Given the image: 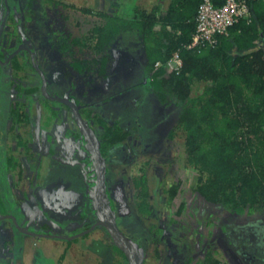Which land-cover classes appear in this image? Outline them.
Returning <instances> with one entry per match:
<instances>
[{
    "label": "trees",
    "instance_id": "obj_1",
    "mask_svg": "<svg viewBox=\"0 0 264 264\" xmlns=\"http://www.w3.org/2000/svg\"><path fill=\"white\" fill-rule=\"evenodd\" d=\"M3 1L0 0V5H3L6 10L7 5ZM45 1L55 9L62 5L99 19L87 36L71 40L69 37H64L59 50L69 51L73 56L86 50L100 52L102 56L100 76L104 80L108 81L112 76L113 70L110 68L115 66L113 51L123 53L121 50L125 49L131 52L133 46L139 43L138 47L145 56L141 80L127 84L131 86L123 89H111L112 93H104L99 100L101 103H106L116 98L115 96L111 98L112 94L129 93L130 96L124 107L127 111H132V119H118L120 116L116 115L114 124H110L99 115L93 116V126L101 141V152L107 165V179L109 180L110 175V166L107 164L110 158L109 150L120 146L131 132L132 134L137 132L136 137H140L139 131L144 128L143 125H139L141 124L140 108L144 100L151 101L153 97L161 102L175 100L181 112L177 126L168 132L167 138L170 140L182 138V148L186 157L185 165L198 173L196 191L208 204L217 206L223 213L230 214L231 220L225 222L221 228L222 240L226 241L228 249L233 257L238 259L239 264H264V0H249L250 21L245 18L240 19L229 29L228 35H218L214 45L205 42L190 49L188 45L192 43L196 34V18L202 0H108L111 3L110 8L103 5L98 7L99 0H91L92 2L84 0L83 3L89 5L85 8H79L74 4H63L62 0ZM211 1L216 7H221L225 3V0ZM8 2L12 3L15 0H8ZM134 29L138 31L134 35L136 36L135 44L131 42L132 38L129 40L132 36L129 33ZM70 33L67 32L68 35ZM25 36L27 34L20 31L17 38L18 44H22ZM114 40L118 42L115 46L112 44ZM18 47L10 48L5 52L11 56ZM108 48L110 52H105ZM118 49L120 50L117 51ZM134 50L137 53V50ZM33 51L39 53L37 45H33ZM177 52L180 53L182 67L178 72L168 73L165 66ZM23 54L28 53L21 50L9 62L3 63L7 61V58L0 47V164H7V169L1 165L0 178L11 172L22 175L20 160L10 153L6 145L10 146L13 141L17 142V147H28V141L23 140V136L19 133L20 129L29 123L28 115L24 110L25 103L12 100L10 94L13 85H17L14 79L19 71L30 67L37 73L31 59L28 60ZM61 58L62 56L59 59ZM38 62L40 68L47 73L46 76H49L51 70L49 63L47 62L46 65L40 58ZM92 63L93 60L88 59L73 60L67 75L77 76L85 72L89 73ZM158 63L162 64L159 68H157ZM9 68L14 71L11 78L7 73ZM151 74L152 81L147 84L144 78ZM111 81L109 79V82ZM71 83L70 87L76 91L78 84L75 80ZM40 84L37 82L25 88L18 85V96L23 95L27 99H34L42 94ZM93 85L94 80L89 82L87 88H92ZM59 89L60 87L55 91ZM72 97L83 105L81 113L83 115L86 113V117L90 118L94 110L90 108L89 103H85V95L73 94ZM42 99L49 103H59L45 96H42ZM155 112L159 124L167 123L170 119V112L166 109L161 113L155 108ZM127 125L128 127L125 128ZM69 137L66 136L65 139L70 141ZM74 137L77 144L78 135ZM140 141H142L141 137ZM59 142L62 140H55L54 145ZM143 144L147 143L143 142ZM149 144L145 147L152 149L155 143ZM54 152L53 149L50 150L49 158L51 157L53 163L63 164L52 159ZM6 156L13 158L8 159ZM5 158L8 162H5ZM150 165L152 166L149 160L146 161L140 168L141 174L134 175L133 178L134 205L138 212L144 215L152 211L150 186L147 182ZM76 170L80 173L78 167ZM73 177H77L79 181L82 177L83 180L81 173ZM114 183H119L123 191L122 183H112L111 179L107 182L109 192ZM58 185L52 186L51 188H54L52 191L41 184L35 191L40 204L47 202L53 205L57 224L61 219L60 212L67 215L69 212L73 213V209L70 210L65 204V198H68L70 193L64 191L59 197L61 186L60 183ZM180 187L181 183L178 182L169 189L170 202L179 195ZM41 191L48 194L56 191L57 193H54V199L47 200L40 196ZM2 197L3 191L0 188V210L4 215L0 218H6L5 215H15L12 211L13 204L3 201ZM82 197L85 198L83 203L85 213L91 218L90 202L85 189ZM123 197L122 192L120 200L123 204L115 203L118 217L120 218L119 213L124 209L126 218L132 219L133 223L135 221L136 225L133 229L122 227L129 237L144 246L146 238L150 236H147L146 230L140 226ZM121 205L124 208L119 211ZM75 207L80 208V204ZM184 207L182 203L174 218L181 216ZM43 214L46 218L49 215L45 209ZM10 218L12 220L15 218L19 224L18 216ZM13 222L16 226L15 221ZM69 222L65 224L68 225ZM89 225L81 231L89 230ZM20 233L28 235L23 231ZM89 233L91 231L81 236L87 237ZM78 234L80 235L79 231H75L71 237L64 236V240L78 241L81 237ZM104 238L100 241L108 242L115 250L113 251L115 260L117 254L123 255L119 247L114 246L110 240H106V237ZM176 255L179 259L180 255ZM119 264H123V261ZM179 264H182V260H179ZM202 264L231 263L222 257L218 249H214L205 255Z\"/></svg>",
    "mask_w": 264,
    "mask_h": 264
},
{
    "label": "rangeland",
    "instance_id": "obj_2",
    "mask_svg": "<svg viewBox=\"0 0 264 264\" xmlns=\"http://www.w3.org/2000/svg\"><path fill=\"white\" fill-rule=\"evenodd\" d=\"M83 1L62 0L63 4H74L79 8L88 7L89 5L84 4ZM7 3L9 7H12H10V13L0 37L1 52L5 54L7 60L9 56L5 50L8 51L14 47L16 49L20 46L21 44H18L17 40L18 34L20 31H24L27 36L21 42L23 44L21 47L26 46L32 51L33 45H37L39 58L46 65L48 62L51 66L49 74L51 81L64 84V88L70 87L72 80L76 81L78 88L73 94L76 96L85 95V103H89L90 108L94 110L90 117L92 120L93 116L97 115L103 117L110 124H114L116 115L120 116L118 119H132V111H127V108L124 107L130 96L129 93L112 94L111 98L114 96L116 98L106 103H101L99 100L102 99L104 93H112L111 89H123L131 86L127 84L141 80L144 73L145 56L138 47L139 43H136L134 35L138 33L137 29L129 33L130 36L132 35L129 40L132 38L131 42L136 43L131 52L123 49L121 50L123 53H120V49H118V54L113 51L115 66L110 68L113 72L109 78L112 81L109 82V79L106 81L100 76L102 57L100 52L86 50L73 56L69 51L61 52L59 50L64 37H69L71 40L91 33L99 21L97 17L86 16L80 11L70 10L62 5L55 9L45 0H15V2ZM102 5L110 8L111 3L108 0H99L98 7ZM6 14L7 10L3 5H0V27ZM9 17L12 19L10 20ZM67 32L71 33L68 35ZM117 43L114 40L112 44L115 46ZM75 49L77 50V47ZM134 49L137 50V53ZM105 52H110L109 48ZM23 56H27L28 60L31 59L29 58L30 54H23ZM61 56L62 58L59 59ZM78 59L93 60L90 72L77 76L67 75L70 72V63ZM7 73L11 78L14 71L9 68ZM15 79L17 85H13L10 94L12 100H20L25 103L24 110L28 115L29 123L21 128L19 133L23 136V140L28 141V147H17V142L13 141L10 146L6 145L10 153L20 160L22 175L19 176L18 173L11 172L0 178V188L3 191L2 199L13 204L12 211L15 212V215H5L6 218H0V264H8L7 262L10 264H119L124 260V256L119 253L115 260L113 252L115 250L108 242L100 241L102 238L105 239L104 232L101 230H94L89 235L87 234V237L81 236L78 241L64 240V236L65 238L71 237L75 231L82 234L81 230L90 224L89 216L86 215L83 207L85 202V198L82 197L85 189L84 180L82 177L80 181L77 180V177H73V175L79 174V171L68 165L53 163L48 155L51 149L55 152L68 151L70 141L65 139L66 136L79 134V128L74 123L76 115L67 110L63 104L44 101L42 94V96H34V99H27L23 95L18 96V85L25 88L41 82L39 74L30 67L19 71ZM144 79L147 84H150L152 74L147 75ZM93 80V87L87 88L89 82ZM48 88L49 91L51 89V92H54L53 90H57L59 87L50 82ZM144 101L140 108L141 124H139L144 126L139 131L142 141H140V137H136L138 136L137 132L134 134L131 132L120 146L109 150L110 158L107 164L110 166L109 180L112 179V183L121 182L123 186V191L119 183H114L110 187L114 203L121 202L123 204V201L120 200L123 192L124 201L136 216L140 226L146 230L147 236H150L145 264H164L166 261L170 263L174 258H177L176 254L180 255L178 258L182 260V264H202L205 255L214 249H218L222 257L231 264H239L238 259L233 257L228 249L226 241L222 240L221 228L225 222L231 220L230 214L223 213L217 206L208 204L196 191L198 173L185 165L186 157L182 148V138L177 137L174 140L167 138L168 132L178 124L180 106L176 105L175 100L161 102L156 97H153L151 101L150 99ZM155 108L161 113L164 109L170 112V119L167 123L159 124L157 122ZM84 116L86 117V113ZM127 127L128 125L125 126V128ZM62 136H65L61 139L62 142L54 145L55 140ZM143 142L147 143L146 146L150 145L149 143L155 144L152 149H147ZM9 157L7 158L9 159ZM63 157L70 158L69 154H63ZM7 158H5V162H8ZM148 160L152 164L151 167L149 166L147 176L152 211L150 214L144 215L138 212L134 205L133 178L134 175L141 174L140 168ZM1 165L7 169L6 163L0 164V168ZM178 182L181 183L179 195L170 202L168 191L174 183ZM58 183L61 186L59 197L64 191L70 193V196L65 198V204L69 206L70 210L73 209V213L69 212L67 215L60 212L61 219L57 224L53 205L47 202L40 204L35 191L41 184L44 188L47 186L48 189L54 191V188L51 187ZM41 193L40 196L52 200L57 191L50 194L45 191H41ZM182 203L185 207L181 216L174 218ZM77 204H80L78 209L75 207ZM43 208L49 214L47 218L43 214ZM122 208L124 207L121 205L119 211ZM119 214V226L133 229L136 222L133 223L132 219L126 218L125 210L122 209ZM2 215L0 210V216ZM14 216H18L20 226L26 231L33 230L45 235L21 234V228L15 226L14 219L10 218ZM67 222H69V226L65 224ZM29 232L27 233L32 234ZM48 234H52V237H45ZM169 255L170 258L167 259ZM63 258L64 260H62ZM17 260L20 262H13Z\"/></svg>",
    "mask_w": 264,
    "mask_h": 264
},
{
    "label": "flooded vegetation",
    "instance_id": "obj_3",
    "mask_svg": "<svg viewBox=\"0 0 264 264\" xmlns=\"http://www.w3.org/2000/svg\"><path fill=\"white\" fill-rule=\"evenodd\" d=\"M21 45H23V44H21ZM21 45L19 46V48L21 47ZM24 47H25V49H22V50H25L28 54H30L31 62L33 64V61H32V53H34L35 51H33V49H32V51H29L30 48H28L26 46H24ZM33 55H36L37 58L39 59L38 53H34ZM37 73L39 74L38 71H37ZM44 74H45V78H46L47 92H48V94L50 96H52V97H59V98H62L64 100H66V102H62V101H59V100H56V101H58L59 104H63L64 106H66L67 110L71 111L72 113H73V110L68 105V101L73 102L72 100H74L73 103L76 104L75 106H77L79 108V111L81 112V109H82L83 105L78 100H76L75 98L72 97L73 92H74V88H72V87L64 88L63 87L64 84L62 85L61 83H59L57 81H54L53 82V81H51V79H50L49 76H46V73L45 72H44ZM39 76L41 77V82H40L41 83L40 86L42 88V92L41 93H42L43 96L47 97L46 94L43 91V80H42V76L40 74H39ZM50 82L54 86L60 87L59 91L53 90L54 92H51V89L49 91V88L48 87H49V83ZM47 98H49V97H47ZM74 123L77 125L76 121H74ZM77 128H79V132H78L79 133L78 134V140L79 141L77 140L78 143L76 144L75 137L74 136L69 137V139H70L71 142L69 143L68 151H63L62 150L61 152H54V154L52 155V157H54V159L56 161H58V162H61L59 160L60 159H63V158L64 159H68V161H71L73 163H71V164H65V163H63L64 165H68L70 167H75V168L78 167L79 170H80L81 175L83 176L84 182H95L96 181L95 172L98 173L100 171V169H101V163H102V161L101 162L98 161L97 154H96V151L97 150L99 152H101V141L99 139V136L98 135L95 136L91 131L88 130L86 132L87 133L86 134L85 133V130L80 131V127L79 126ZM81 132H82V134H81ZM83 134H85V135H83ZM63 137H65V136L59 137L58 139H62ZM81 137H83L84 139H86V141L88 140L87 144H86V142L84 143V141L82 140ZM63 154H65V155H68L69 154L70 158L63 157ZM106 167H107V165H106ZM93 169L94 170L96 169L95 172L93 171ZM105 179H106L107 182H109V180L107 179V173H106V178ZM94 186H95L94 183H91L89 185H87V183H85V192L87 193V191H90V194H91L93 192V191H91V189L94 188ZM107 188H108V184H107ZM96 192H97V190H96ZM91 196H93V195H91ZM110 196H111V199L113 201V197H112L111 193H110ZM93 197L95 199V201H94L95 202L94 203L95 210L93 211V209H91V207H90V209H91V216L92 217L88 219L89 222H90V225H89V228L88 229H90L94 225H97L91 232H93L94 230L95 231H97V230L103 231L104 232L103 233V237H106V240L107 239L110 240V242L113 244V238H112V236L110 235V233L106 229V227L103 225L104 223H106L109 220H111V218H113V216L108 211V206H107V203L105 202V199L100 198V195H99L98 192ZM88 199H89V197H88ZM113 204H114L115 213H116L115 219H116V222H117V224L119 226V220H120V218L118 217V214H117V211H116L117 209H116V205H115L114 201H113ZM90 205H91V200H90ZM119 228H120V230L123 232V234L127 238H129V239L133 240L134 242L138 243L139 244V247H141L143 249V251H144L143 253L144 254H143V263L142 264H145V260L147 258L146 257L147 256V244L149 243V240L150 239L149 238L148 239L146 238V243H145L146 245L145 246H142L139 242L135 241L133 238H131V237H129L127 235V232L124 230V227H122V226L120 227L119 226ZM114 246H116V245H114ZM137 250L139 251L140 249H137L136 248V251ZM123 256H124V260H122L123 261V264H132L131 263V259L128 256H126V254L124 252H123ZM138 256H141V254H138L137 255V258H138ZM169 258H170V255L167 257V259H169ZM164 264H179V259L174 258L172 260V262L169 263V261L168 262L166 261V262H164Z\"/></svg>",
    "mask_w": 264,
    "mask_h": 264
},
{
    "label": "water",
    "instance_id": "obj_4",
    "mask_svg": "<svg viewBox=\"0 0 264 264\" xmlns=\"http://www.w3.org/2000/svg\"><path fill=\"white\" fill-rule=\"evenodd\" d=\"M7 2H8V0H5V3L7 5L6 6L7 14H6L5 19L3 20L2 24H1V27H0V37H1V33L3 32V29L5 27V24L7 22V18L9 16V13H10V7H9ZM22 49H25V47L24 46L20 47L16 52H14L11 56H9V58H8V60L6 62H3V63L9 62L12 59V57H14L15 54H17ZM34 53H37V52L35 51ZM34 53H32L33 66L39 72V74L42 76L44 93L46 94L47 97H49L52 100H59V101H62V102H66V100H64L62 98L52 97V96H50L48 94L45 74H44V72L42 71V69L39 66V62H38L37 56L33 55ZM72 101L74 102V100H72ZM73 102L68 101V105L72 108L73 112L76 115V120L75 121H76L77 125L80 127V131L85 130V133H86L88 130L90 131L91 129L88 127L87 122L82 118V116H81V114L79 112V108L77 106H75L76 104H74ZM91 132L94 134L93 130ZM81 134H82V132H81ZM83 135H85V134H83ZM81 138L84 141V143L86 142V144H87L88 140L86 141V139H84L83 137H81ZM96 154H97L98 161L99 162L102 161L101 169H100V171L98 173L95 172L96 169L95 170L93 169V171L95 172V177H96V181L94 180L95 182H85V183H87V185H89L91 183L95 184L94 188L91 189V191H93L91 194H90V191H87V196L89 197V202L91 200L90 207H91V209H93V211L95 210V205H94L95 199H94L93 196L95 194H97V192H98L99 195H100V198L105 199V202L107 203V206H108V211L113 216V218H111V220H109L108 222L103 224L106 227V229L109 231L110 235L112 236L113 244L116 245L117 247H119L126 254V256H128L131 259V263L132 264H142L143 263V254H144L143 253L144 252L143 249L141 247H139L138 243H136L133 240L127 238L123 234V232L120 230V228H119V226H118V224L116 222V219H115V216H116L115 207H114L113 201L111 199L110 193L108 191L107 181L105 179L106 178V173H107V167L105 165V161L103 159V156L101 155V152H99L97 150ZM59 161H61L62 163H65V164L73 163L71 161H68V159H64V158L60 159ZM96 190H97V192H96ZM91 195H93V196H91ZM13 219H14V221L16 223V226H18V228H21V231H23L24 233L28 234L27 232H29V231H26V230L22 229V227L17 223L16 219L15 218H13ZM96 226L97 225L92 226L89 230L84 231L79 236L92 231ZM31 233L33 235H38V236L45 235V234H41V233H37V232H31ZM45 237H52V236L48 235V236H45ZM68 239H71V238H68ZM136 248L140 249V250L136 251ZM138 254H141V256H138V258H137Z\"/></svg>",
    "mask_w": 264,
    "mask_h": 264
},
{
    "label": "built area",
    "instance_id": "obj_5",
    "mask_svg": "<svg viewBox=\"0 0 264 264\" xmlns=\"http://www.w3.org/2000/svg\"><path fill=\"white\" fill-rule=\"evenodd\" d=\"M244 18L249 21L251 18L249 0H225L221 7H216L211 0H202L196 18V34L188 48L205 42L214 45L218 35H228L229 29ZM161 65L158 63L157 68ZM181 67L179 52L165 66L168 73L178 72Z\"/></svg>",
    "mask_w": 264,
    "mask_h": 264
},
{
    "label": "clouds",
    "instance_id": "obj_6",
    "mask_svg": "<svg viewBox=\"0 0 264 264\" xmlns=\"http://www.w3.org/2000/svg\"><path fill=\"white\" fill-rule=\"evenodd\" d=\"M80 112V111H79ZM80 114H81V112H80ZM81 116H82V118L87 122V124H88V127L91 129L90 131H92L93 130V132H94V134H95V136H96V131H95V128H94V126H93V120L91 119V118H86L84 115H82L81 114ZM92 121V122H91ZM101 155H102V152H101ZM103 156V155H102ZM23 229V228H22ZM28 235H31V234H28ZM33 235V234H32Z\"/></svg>",
    "mask_w": 264,
    "mask_h": 264
},
{
    "label": "crops",
    "instance_id": "obj_7",
    "mask_svg": "<svg viewBox=\"0 0 264 264\" xmlns=\"http://www.w3.org/2000/svg\"><path fill=\"white\" fill-rule=\"evenodd\" d=\"M29 236H30V235H29ZM31 236H32V235H31ZM13 262H20V261L17 260V261H13Z\"/></svg>",
    "mask_w": 264,
    "mask_h": 264
}]
</instances>
